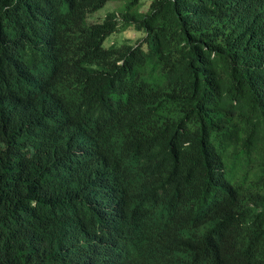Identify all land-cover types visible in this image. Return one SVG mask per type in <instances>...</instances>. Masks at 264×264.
I'll return each mask as SVG.
<instances>
[{
  "label": "trees",
  "instance_id": "1",
  "mask_svg": "<svg viewBox=\"0 0 264 264\" xmlns=\"http://www.w3.org/2000/svg\"><path fill=\"white\" fill-rule=\"evenodd\" d=\"M107 1L0 0V264H264V0Z\"/></svg>",
  "mask_w": 264,
  "mask_h": 264
},
{
  "label": "rangeland",
  "instance_id": "2",
  "mask_svg": "<svg viewBox=\"0 0 264 264\" xmlns=\"http://www.w3.org/2000/svg\"><path fill=\"white\" fill-rule=\"evenodd\" d=\"M129 0H108L101 8L96 10L93 13V16L89 18L90 21L99 20V18H103L107 12L113 10H124L126 3ZM147 0H144V3L139 5V8L142 10L147 9ZM143 37V32L134 30L133 28L119 29L118 31L110 34L104 41V45L108 46L111 43H115L117 46L127 40L130 44L134 42V45L139 42L138 39ZM137 40V41H136ZM141 40V39H140ZM233 181L234 177H233Z\"/></svg>",
  "mask_w": 264,
  "mask_h": 264
}]
</instances>
